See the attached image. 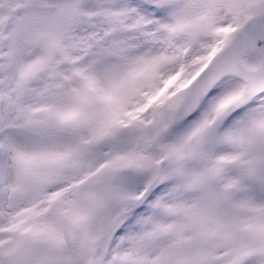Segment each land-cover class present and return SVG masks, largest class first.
<instances>
[{
  "label": "snow or ice",
  "instance_id": "obj_1",
  "mask_svg": "<svg viewBox=\"0 0 264 264\" xmlns=\"http://www.w3.org/2000/svg\"><path fill=\"white\" fill-rule=\"evenodd\" d=\"M0 264H264V0H0Z\"/></svg>",
  "mask_w": 264,
  "mask_h": 264
}]
</instances>
